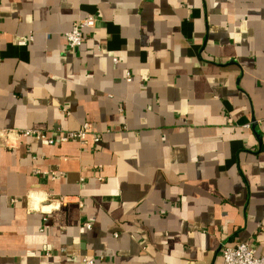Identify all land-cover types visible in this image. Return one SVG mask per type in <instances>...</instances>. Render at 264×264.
<instances>
[{
  "label": "crops",
  "instance_id": "crops-1",
  "mask_svg": "<svg viewBox=\"0 0 264 264\" xmlns=\"http://www.w3.org/2000/svg\"><path fill=\"white\" fill-rule=\"evenodd\" d=\"M0 23V264L264 254V0H0Z\"/></svg>",
  "mask_w": 264,
  "mask_h": 264
},
{
  "label": "built area",
  "instance_id": "built-area-1",
  "mask_svg": "<svg viewBox=\"0 0 264 264\" xmlns=\"http://www.w3.org/2000/svg\"><path fill=\"white\" fill-rule=\"evenodd\" d=\"M96 26L97 18L91 15L76 22L70 32L66 34L68 50L73 52L80 48L87 39V31L95 29ZM117 62V59H114V63L116 64ZM128 81H131L130 77L128 78ZM90 131V126L86 124L78 131L60 133L57 139H55L54 136H49L35 130H25L18 133L26 138H36L39 141L45 140L48 144L54 145L57 142L69 143L71 141L87 144ZM100 141L101 139L99 137L93 138V142L96 144H99ZM86 227L89 229L91 228L89 224L86 225ZM222 258L224 264H264V254L258 255L256 250H254L248 243L224 246ZM82 262L83 264H98V261L95 258H83Z\"/></svg>",
  "mask_w": 264,
  "mask_h": 264
}]
</instances>
